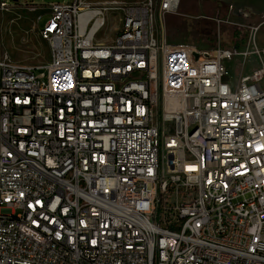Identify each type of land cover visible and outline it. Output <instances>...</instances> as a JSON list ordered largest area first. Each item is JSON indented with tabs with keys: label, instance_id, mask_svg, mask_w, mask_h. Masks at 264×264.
Instances as JSON below:
<instances>
[{
	"label": "built area",
	"instance_id": "built-area-1",
	"mask_svg": "<svg viewBox=\"0 0 264 264\" xmlns=\"http://www.w3.org/2000/svg\"><path fill=\"white\" fill-rule=\"evenodd\" d=\"M22 4L50 60L0 54V264H264V20L202 49L154 27L180 0Z\"/></svg>",
	"mask_w": 264,
	"mask_h": 264
},
{
	"label": "rangeland",
	"instance_id": "rangeland-1",
	"mask_svg": "<svg viewBox=\"0 0 264 264\" xmlns=\"http://www.w3.org/2000/svg\"><path fill=\"white\" fill-rule=\"evenodd\" d=\"M29 0H10L15 7L0 10V54L6 53L11 59L22 65L42 66L50 60V49L47 41L43 40L35 25V16L29 14L22 4ZM38 3L68 2L71 0H33ZM94 4H106L110 7H120L125 4H139L144 0H91ZM159 3V0H157ZM226 0H180L176 12L161 15L157 13L154 27L159 36L171 44H189L202 49L213 48L217 45H238L233 34L240 30L245 37L247 24L264 20L260 15H254L252 8H247L245 14L234 15L228 10ZM249 15V16H248ZM251 15V16H250ZM47 17L44 16L42 22ZM214 18L223 21L218 24ZM42 24V23H41ZM121 26V15L114 8L107 12L106 25L97 33V42L109 45ZM257 45H264V24L257 33ZM251 66L246 65V72ZM43 68L39 69V72ZM231 71L232 68H231Z\"/></svg>",
	"mask_w": 264,
	"mask_h": 264
},
{
	"label": "water",
	"instance_id": "water-1",
	"mask_svg": "<svg viewBox=\"0 0 264 264\" xmlns=\"http://www.w3.org/2000/svg\"><path fill=\"white\" fill-rule=\"evenodd\" d=\"M13 1H18V0H13ZM226 1L232 2L233 5L235 6L236 10H239L242 7L248 6L250 8H253L256 12H262V11H264V3L262 5V8L257 9V8L252 7L246 1H242V2H240V1H234V0H226ZM159 51H160V48H159ZM160 75H161V73H160V56H159V79H160ZM160 108H161V84H160ZM160 127H161V111H160ZM160 138H161V136H160Z\"/></svg>",
	"mask_w": 264,
	"mask_h": 264
},
{
	"label": "bare ground",
	"instance_id": "bare-ground-1",
	"mask_svg": "<svg viewBox=\"0 0 264 264\" xmlns=\"http://www.w3.org/2000/svg\"><path fill=\"white\" fill-rule=\"evenodd\" d=\"M234 1H246L248 2L252 7L254 8H257V9H260L262 8V5L264 3V0H234ZM6 10H9V9H6Z\"/></svg>",
	"mask_w": 264,
	"mask_h": 264
},
{
	"label": "trees",
	"instance_id": "trees-1",
	"mask_svg": "<svg viewBox=\"0 0 264 264\" xmlns=\"http://www.w3.org/2000/svg\"><path fill=\"white\" fill-rule=\"evenodd\" d=\"M234 38L236 39V42L238 45H243L245 44V37H242L241 31L240 30H235L233 34Z\"/></svg>",
	"mask_w": 264,
	"mask_h": 264
}]
</instances>
